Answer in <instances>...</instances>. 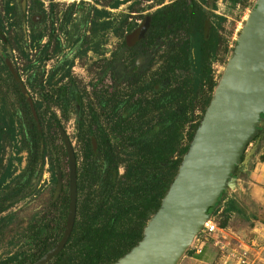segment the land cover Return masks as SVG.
I'll list each match as a JSON object with an SVG mask.
<instances>
[{"label": "rangeland", "instance_id": "obj_1", "mask_svg": "<svg viewBox=\"0 0 264 264\" xmlns=\"http://www.w3.org/2000/svg\"><path fill=\"white\" fill-rule=\"evenodd\" d=\"M173 1L0 0V264L28 262L44 248L43 238L34 236V227L46 222L52 225L60 213L58 203L51 205V201L56 195L57 171L63 180L69 173L65 142L72 152L74 175L77 171L78 106L68 98L62 107L58 91L83 89L91 100L94 93H115L120 109L130 97L148 98L152 94V71L175 44L186 41L195 45L201 37L180 28L166 29L159 21L133 45H127L124 37L143 15H151ZM194 1L204 10V37L210 49L204 62L200 58L204 66L199 65L188 77H198L203 88L209 78L214 82L221 78L256 0ZM190 55L194 60L193 49ZM27 97L40 113L39 122L37 113L36 118L31 115L38 122L37 146L27 132ZM96 101L92 106L95 112L102 105ZM197 107L193 113L196 118L202 115ZM52 114L59 121V129H51ZM101 116L99 121L104 123L106 119ZM44 134L48 142L43 147ZM253 134L206 216L218 230L206 233L198 229L175 264H219L227 250L241 242L252 243L250 264H264V183L256 181L263 199L258 202L250 198L247 181L251 180L250 171H264L260 164L264 161V110ZM180 141L187 142L185 132ZM95 162L102 163L97 157ZM89 191L85 187L83 193ZM150 216L146 213L143 228Z\"/></svg>", "mask_w": 264, "mask_h": 264}, {"label": "trees", "instance_id": "obj_2", "mask_svg": "<svg viewBox=\"0 0 264 264\" xmlns=\"http://www.w3.org/2000/svg\"><path fill=\"white\" fill-rule=\"evenodd\" d=\"M158 21L166 29L180 28L201 39L195 45L186 41L175 44L152 71V94L148 98L130 97L120 109L115 93H94L91 100L83 89L67 87L56 95L62 107H66L68 98L78 106L79 164L74 175L75 215L64 243L47 260L50 264H110L137 244L142 237L146 213L152 216L161 205L202 117L196 118L194 109L198 106L203 114L212 97L218 82L209 78L200 88L198 77H188L190 72L196 73L195 68L203 64L210 49V42L204 37V10L196 7L194 0H175L150 15L148 29ZM94 99L98 104L102 102L96 112L92 110ZM34 107L39 122L40 113L35 104ZM25 113L28 135L37 146L38 122L32 119L27 107ZM101 114L106 119L104 123L99 121ZM52 115L51 129H59V121ZM183 132L185 143L180 141ZM42 137L44 147L48 137L45 134ZM96 157L101 164L95 162ZM119 167L121 173H118ZM62 177L61 171H57L54 186L56 183L59 186L51 201V205L57 202L60 207L57 221L34 227V236L43 237L44 248L37 257L20 264L35 261L62 234L68 205V175L64 180ZM85 187L90 191L84 194ZM210 209L207 208V214ZM219 226L223 227L224 223Z\"/></svg>", "mask_w": 264, "mask_h": 264}, {"label": "water", "instance_id": "obj_3", "mask_svg": "<svg viewBox=\"0 0 264 264\" xmlns=\"http://www.w3.org/2000/svg\"><path fill=\"white\" fill-rule=\"evenodd\" d=\"M149 15L125 37L132 45L145 32ZM31 115L36 118L27 97ZM264 110V0H256L214 88L190 145L161 201L136 245L110 264H175L191 236L207 218L253 134ZM69 163L68 205L57 242L30 264H42L64 243L74 216L75 178L72 152L65 142ZM59 184L55 185V193Z\"/></svg>", "mask_w": 264, "mask_h": 264}, {"label": "built area", "instance_id": "obj_4", "mask_svg": "<svg viewBox=\"0 0 264 264\" xmlns=\"http://www.w3.org/2000/svg\"><path fill=\"white\" fill-rule=\"evenodd\" d=\"M200 229L206 233H211L217 231L218 227L216 226L215 222L211 221L209 218H206L202 222ZM219 230L221 229L219 228ZM250 244L242 243L238 247H230L219 264H250L251 261L248 256Z\"/></svg>", "mask_w": 264, "mask_h": 264}, {"label": "crops", "instance_id": "obj_5", "mask_svg": "<svg viewBox=\"0 0 264 264\" xmlns=\"http://www.w3.org/2000/svg\"><path fill=\"white\" fill-rule=\"evenodd\" d=\"M260 164L262 166H264V161L260 162ZM248 177L251 180H247L248 181V194H250V198L254 199L255 201L258 200V202H262L263 199L261 197L260 194V189L259 187H261L259 184H257L256 181H261L264 183V171H250L248 174ZM245 243V242H241Z\"/></svg>", "mask_w": 264, "mask_h": 264}, {"label": "flooded vegetation", "instance_id": "obj_6", "mask_svg": "<svg viewBox=\"0 0 264 264\" xmlns=\"http://www.w3.org/2000/svg\"><path fill=\"white\" fill-rule=\"evenodd\" d=\"M143 16H144V15H143ZM143 16H142V18H143ZM142 18H141V20H142ZM149 20H150V14H149ZM139 23H140V22H139ZM139 23H138V24H139ZM138 24H137L135 27H137ZM135 27H134V28H135ZM148 27H149V24H148V26H147L145 32L147 31ZM134 28H133V29H134ZM133 29H132V30H133ZM132 30H131V31H132ZM131 31H130V32H131ZM130 32H129V33H130ZM145 32H144V33H145ZM129 33H128V34H129ZM144 33H143V34H144ZM126 35H127V34H126ZM126 35H125V37H126ZM142 36H143V35H142ZM142 36H141V37H142ZM125 37H124V42H125ZM141 37H140V38H141ZM140 38H139V39H140ZM136 41H137V40H136ZM136 41H135V42H136ZM135 42H134V43H135ZM125 43H126V42H125ZM134 43H133V44H134ZM133 44H132V45H133ZM42 238H43V237H41V239H42Z\"/></svg>", "mask_w": 264, "mask_h": 264}]
</instances>
